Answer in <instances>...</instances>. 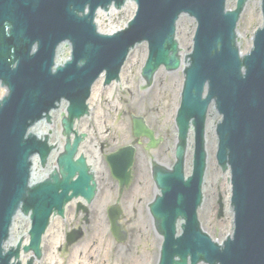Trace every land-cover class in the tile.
<instances>
[{"label": "water", "instance_id": "water-1", "mask_svg": "<svg viewBox=\"0 0 264 264\" xmlns=\"http://www.w3.org/2000/svg\"><path fill=\"white\" fill-rule=\"evenodd\" d=\"M135 1L138 10L128 28L114 36H100L88 19L91 20L98 5L105 7L111 0H0L8 8L0 12V23H10L8 27L11 30L8 39L3 33L0 34L4 37L0 41V79L10 90L9 96L0 103V242L5 237L8 220L7 209L3 210L5 204L25 201L26 209L30 207L39 211L38 202L42 199V202L49 203L53 197L52 190H48L47 186L28 190L27 199L25 192L21 193L24 189L21 184L24 168L19 176L20 157L23 156V162H27L30 154L37 151L39 144L23 141L21 123L30 116L40 115L53 100L59 101L61 98L70 102V114L74 111L73 116L79 115L94 80L102 72H106L107 83L117 78L129 49L143 41L148 43L149 48L142 71V76L147 81L151 80L153 73L161 65L167 70H176L180 65V57L174 41L175 22L181 14H187L195 19L197 27L193 52L187 57L189 65L184 70L185 81L177 118L180 147L184 144L191 117L195 118L192 123L201 144L205 113L213 103L221 116L217 129L218 160L224 169L228 164L231 170L234 222L232 237H227L220 247L200 232L192 215L184 237L178 242L171 238L172 230L169 237L171 239L166 236L167 256L163 257L161 264L168 258V252L169 264H186L188 257L191 264L200 261L207 264H264V0L261 3L263 27L257 30L250 52L243 57L238 52L235 30L246 0H237L234 11H225L226 0ZM234 3V0H229L227 7L232 9ZM87 4H90V15L76 16L74 10L82 12ZM128 5L135 9L134 3ZM258 7L259 0H255L254 11L258 12ZM108 16L109 13L97 19L101 32L110 33L107 28ZM250 17L251 14L241 15L238 22L237 32L242 53L250 46ZM65 39L73 45L72 61L52 74V52L56 44ZM176 39L183 53H187L192 39L189 18L182 17L177 22ZM33 42L38 43L39 52L29 58ZM145 50L144 45H139L130 52L122 70L121 81L134 80L137 84L133 68L141 60V52ZM10 57L12 59L9 61ZM13 64H16L15 71L12 70ZM170 74L159 71L162 81L158 89L168 85ZM104 92L97 85L90 105L96 104L102 109ZM1 96L3 94L0 88ZM60 106L65 108L66 104ZM57 119H60V112H57ZM63 124L66 126L67 122L63 120ZM44 126L45 123L40 121L31 130L41 134ZM81 150L84 153L87 151L86 147ZM199 153L203 157L200 149ZM210 153L208 165L212 167L215 164V139H212L211 133ZM178 157L180 159L181 155ZM59 162L64 171L72 169L67 158L60 159ZM91 164L93 163L89 166L93 170L95 164L93 167ZM79 170L84 175L83 168ZM212 171L216 177L213 167ZM37 173L43 175L40 170ZM66 183L62 182L64 186ZM174 183L172 180L171 185ZM214 183L210 177L211 186ZM84 185L88 186L82 182L73 186L83 188ZM173 187L170 191L171 209L175 210L173 218L178 214L185 216L181 211L195 208L197 194L191 186L185 191ZM213 195L211 193L212 202ZM208 215L211 218L209 213ZM200 216L204 230L219 240L212 223H208V217L205 214ZM23 225L24 221L17 218L16 235L22 232ZM58 227L59 222L56 220L51 230L54 236ZM33 238H36L34 233ZM12 255V250L4 259L0 255V262L9 264L8 260ZM175 256L180 260L174 261Z\"/></svg>", "mask_w": 264, "mask_h": 264}, {"label": "flooded vegetation", "instance_id": "flooded-vegetation-1", "mask_svg": "<svg viewBox=\"0 0 264 264\" xmlns=\"http://www.w3.org/2000/svg\"><path fill=\"white\" fill-rule=\"evenodd\" d=\"M145 120L153 131L155 145H151L148 139L132 138V130L125 129V138H131L130 143L125 146H131L134 153L129 185L120 187L109 174L97 176L96 194L92 202L70 203L62 218L51 221L41 239L37 264H51V257H54L52 264H151V260H155V242L159 237L149 204L159 194L155 182L156 171L169 170L172 161L166 157L170 148L163 144L164 139L161 143L160 133L157 131L159 122L151 117ZM130 126L132 127V123ZM94 140L104 154L116 150V147L97 137ZM188 161L191 163L190 152L187 153L186 166ZM53 168L52 166L50 169ZM200 210L208 218L209 213L212 216L210 219L216 222L217 204L213 208H203L201 205ZM56 220L63 239L54 245L51 230ZM115 224L119 226L117 232L112 230V225ZM77 229L81 231V238L69 243L68 239L71 240L74 235L70 233L67 238V234ZM139 253L146 256L144 263L137 260Z\"/></svg>", "mask_w": 264, "mask_h": 264}, {"label": "rangeland", "instance_id": "rangeland-1", "mask_svg": "<svg viewBox=\"0 0 264 264\" xmlns=\"http://www.w3.org/2000/svg\"><path fill=\"white\" fill-rule=\"evenodd\" d=\"M254 1L255 0H248L244 11L241 15H248L251 14L250 23L248 28V36L251 42L252 33L255 28L260 25V13L259 7L258 12L254 11ZM260 1V0H259ZM134 12L133 6H129L126 4L124 9H120L115 12H110L108 16L107 28L110 31L112 28H122L125 26L126 22L131 18L132 13ZM191 34L193 36L194 32V25L193 21L189 19ZM145 51L141 52V60H138V64L133 68L134 73L137 79V84L134 80L131 81H121L122 73L120 76V81L115 83L111 88H108L104 92V99H103V107L102 110L112 111L113 108L123 107L127 108L131 112H144L145 109L151 108L152 110L157 109V113L154 114L157 120H159L160 128L163 129L161 124L162 119L168 123L170 116L172 117V111L175 109L176 104L178 103L179 96H180V88L182 85V71L178 70L176 72H172L170 74L168 85L159 88L158 85L162 81V78L159 75V71L156 73L153 82L150 86L146 88L142 87V81L140 78V69L143 66L142 59ZM2 94L4 95V90L2 89ZM161 117H160V116ZM153 120L154 117L151 116ZM124 122L127 121L126 118L123 120ZM167 126V125H166ZM53 129L55 128V124L51 126ZM105 128L107 130H112V127L107 121ZM171 129L174 132V128L172 122L168 123V131L171 133ZM208 146L207 151L209 153V146H210V131L208 132ZM107 134V133H106ZM172 143V142H171ZM227 176L225 172H222L219 167L216 170V187H217V194L222 197L224 203H226L227 196H228V189L226 187V180ZM212 219V216H211ZM217 225L212 223L213 228L216 232V235L219 239H221L229 230V219L227 214L225 213L224 217L219 218ZM26 228V222H24L22 230ZM157 242V241H156ZM146 256L142 253H139L137 256V260L139 262L144 263ZM153 263V260H151Z\"/></svg>", "mask_w": 264, "mask_h": 264}, {"label": "bare ground", "instance_id": "bare-ground-1", "mask_svg": "<svg viewBox=\"0 0 264 264\" xmlns=\"http://www.w3.org/2000/svg\"><path fill=\"white\" fill-rule=\"evenodd\" d=\"M114 29H115V28L110 29V32L114 31ZM143 56H144V57H143V59H142V62H144V59H145V57H146V54H144ZM112 86H113V85H111L109 88H111ZM57 121H59V120L57 119ZM48 130H49V132L51 133L49 126H48V125L44 126V127L41 129V134L47 133ZM94 131H95V130H93V133H94ZM52 132H53V131H52ZM208 134H209V133H208ZM188 158H189V157H188ZM88 161L90 162V159H88ZM208 164H209V156H208V159H207V166H208ZM51 170H52V169H50V168L47 166L45 172H43L44 177H46V176L51 172ZM43 175H42V176H43ZM226 187H227V189L229 190V183H228V182L226 183ZM214 193H215V190H214ZM228 194H229V191H228ZM213 201H214V195H213ZM230 218H231V216L229 215V220H230ZM62 239H63V236H62L61 233H59V227H58L57 232H56V234H55V236H54V245H57L60 241H62ZM53 261H54V258L51 257V258H50V263L52 264Z\"/></svg>", "mask_w": 264, "mask_h": 264}]
</instances>
